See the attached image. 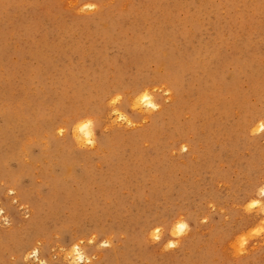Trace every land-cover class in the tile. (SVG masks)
Here are the masks:
<instances>
[{
  "label": "rangeland",
  "instance_id": "374dc122",
  "mask_svg": "<svg viewBox=\"0 0 264 264\" xmlns=\"http://www.w3.org/2000/svg\"><path fill=\"white\" fill-rule=\"evenodd\" d=\"M87 3L99 8L77 14ZM141 85L157 110L131 107ZM115 93L131 125L111 123ZM263 113L264 0H0V188L14 176L41 204L39 257L54 264L64 261L52 249L79 228L96 235L86 248L93 264H264V242L238 260L227 248L258 221L240 206L264 179V129L252 135L249 124ZM88 116L94 148L56 134ZM57 180L92 202L49 205ZM0 198L9 218L0 264H21L23 228L39 211ZM180 214L191 231L162 251ZM149 223L161 228L159 243L145 242ZM108 234L113 245L97 249Z\"/></svg>",
  "mask_w": 264,
  "mask_h": 264
},
{
  "label": "clouds",
  "instance_id": "9594fccd",
  "mask_svg": "<svg viewBox=\"0 0 264 264\" xmlns=\"http://www.w3.org/2000/svg\"><path fill=\"white\" fill-rule=\"evenodd\" d=\"M68 6L73 7V0H68ZM99 5L96 3H87L80 8H76L75 11L77 14L84 12L85 9L97 10ZM121 100V94H113L107 101V104L111 108V114L114 119L111 121L112 124H117L118 122H125L128 125L132 124V121L127 120V118L118 112L115 108V105ZM149 100L147 95V90L141 93L136 101L133 102L131 107L136 109L141 106L142 102ZM151 109L155 111L159 108V105L152 103L150 105ZM264 125V121H261L258 126H253L250 129V134L255 135L260 132ZM57 135H63L66 131H70V134L77 145L81 149H92L95 147L97 131L95 128L94 119L91 116L82 117L74 121L70 129L65 128L64 126H58L56 128ZM184 151L187 150L185 147ZM3 181H0V185H3ZM7 195L12 197L11 203L16 204L18 209L24 211L28 205L26 203H20L15 197V188L8 187L6 189ZM207 207L215 211V205L213 202H208ZM246 214H253L255 210V215L258 216V221L255 225L249 228L245 233L238 234L233 240L229 241L227 248L229 250V255L233 259H239L240 257L246 256L249 253L248 245L252 241L264 242L261 241V237L264 236V179L258 184L254 196L246 201L243 205L240 206ZM221 211H223L221 209ZM27 213H25V217ZM227 219V217H224ZM209 220L207 215L200 217L199 223L205 224ZM9 224V218L4 208L0 207V227H5ZM160 227H153L145 234L144 240L148 244L159 243L162 239ZM191 231L190 222L184 219L183 214L178 215L172 224L169 227L168 234L170 238L162 244V251H168L170 249L178 247L182 238L187 236ZM124 233H120V237L123 238ZM96 242L95 233H90L88 237H79L74 240L67 247L61 245L58 249H52L56 255L61 256L64 261V264H93L96 259L95 255L89 256L86 252V249L83 247L85 244H93ZM115 242V237L113 234H108L104 239L100 240L96 245L97 249L111 247ZM40 241H36L34 246L24 252L21 259V264H28L30 260L36 262V264H47L46 258H40L38 254V245ZM8 259L15 262V254H9Z\"/></svg>",
  "mask_w": 264,
  "mask_h": 264
},
{
  "label": "bare ground",
  "instance_id": "6f19581e",
  "mask_svg": "<svg viewBox=\"0 0 264 264\" xmlns=\"http://www.w3.org/2000/svg\"><path fill=\"white\" fill-rule=\"evenodd\" d=\"M152 79V78H151ZM145 90H147V95L149 96V100L148 101H146V102H142V104H141V106L140 107H144L146 110H147V112H150V111H153L152 109H151V107H150V105L152 104V103H156V104H158L159 102H157L156 100L157 99H155V97L153 96V94H152V90L149 88V87H147V85H141V86H138V87H135L133 90H132V99H131V104H133V102H135L136 101V98L141 94V93H143ZM163 91H167V89H164ZM130 96V97H131ZM159 105V104H158ZM140 107H138L137 109H141ZM118 110V109H117ZM157 110V109H156ZM118 112L120 113V114H123L120 110H118ZM124 115V114H123ZM125 116V115H124ZM127 118V117H126ZM78 119H80V118H76L75 119V121L76 120H78ZM127 120H129V118H127ZM254 121L255 122H257V124L256 125H252L251 126V128L253 127V126H258V124L261 122V121H264V113L263 114H260V115H257V116H255L254 117V119L252 120V121H250L249 122V124H252V123H254ZM250 126V125H249ZM263 129H261L260 131H262ZM180 140H177L175 143L176 144H179L178 142H179ZM176 146V145H175ZM180 146H181V149L180 150H183L185 147L187 148V146H186V143H184V144H180ZM190 147V146H189ZM188 147V148H189ZM188 150V149H187ZM186 150V151H187ZM11 177V178H10ZM9 177V179L6 181V183H5V185L3 186V188H2V186H1V188H0V194L2 195V194H4L5 192H6V189L8 188V187H13V188H15V197H16V199L18 200V202H20V201H22V202H25V203H27V204H29L30 206H32L34 209H35V207L37 208V210L39 211H37L38 213L36 214V216L33 218V219H31L30 221H29V223L28 224H26L27 223V221H26V225H25V228H23L24 229V236H26V240H28V242H26V243H24V244H22V245H20V248H19V251H20V253L23 255L24 254V252L26 251V250H28V249H30V248H32L33 246H34V243L36 242V241H39V234H43V230H41L40 228H38L37 227V225H38V221H40V219H41V216H40V210H39V208H42V207H40V205L41 204H38L39 202H37V201H32L31 200V198L29 197V193H28V191L26 190V191H24L23 189H22V187H21V185H20V181H19V178H16V177H14V176H10ZM62 179V178H61ZM91 180V179H90ZM59 180H57L56 182H55V184L53 183L52 184V188H53V190H54V192H53V194L50 196L51 197V199L52 200H48V204L49 205H56L57 203H59V202H61V201H63V200H67V201H69V203H70V205L72 206V208L74 207V209H75V211L77 210V208L78 207H83V206H85V205H87L88 203H91L92 202V199H86V200H80V199H78V198H76L74 195H72L69 191H68V189H67V186H66V184L64 183L65 181H61V182H58ZM67 182V181H66ZM256 186V185H255ZM254 186V187H255ZM258 186V185H257ZM253 187V188H254ZM51 193V192H50ZM255 194V193H254ZM254 194L253 195H249V197H253L254 196ZM89 197V196H88ZM1 199V198H0ZM4 203H5V205H6V209L8 210V209H10L12 206H11V203L8 201V200H6L5 199V201H4ZM74 216L76 217V214H74ZM74 216H72V217H74ZM162 219V218H161ZM20 220H23V219H19V221ZM73 220H75V221H77V217L75 218V219H73ZM191 221V220H190ZM23 224V223H22ZM172 223H170V225H171ZM170 225H169V227H170ZM79 226V225H78ZM77 226V227H78ZM23 227V226H22ZM76 227V226H75ZM153 227H157V226H155V223H149L147 226H146V230H148L149 231V229H152ZM169 229V228H168ZM99 230L100 229H97L96 228V231H98L99 232ZM64 232H68V229H64L63 230V234H64ZM73 232V231H72ZM75 232H77V235H76V237H74V238H72L70 241H68L67 242V244H66V247L69 245V244H71L74 240H76L77 238H79V237H83L82 235H83V231L79 228V229H76L75 230ZM40 238H42V237H40ZM99 243V242H98ZM94 245L96 244V242L95 243H93ZM89 244H85V245H83V247L86 249L87 248V246H88ZM92 245V244H91ZM93 245V246H94ZM39 252H40V254H42V256L44 257V254H43V252L40 250V247L38 246V254H39ZM86 252H87V249H86ZM88 254V253H87ZM21 255V256H22ZM43 257H40V258H43ZM47 259V258H46ZM47 264H54L53 262H51V260H48L47 259Z\"/></svg>",
  "mask_w": 264,
  "mask_h": 264
},
{
  "label": "snow or ice",
  "instance_id": "6c2138e0",
  "mask_svg": "<svg viewBox=\"0 0 264 264\" xmlns=\"http://www.w3.org/2000/svg\"><path fill=\"white\" fill-rule=\"evenodd\" d=\"M262 127H264V125H262Z\"/></svg>",
  "mask_w": 264,
  "mask_h": 264
}]
</instances>
